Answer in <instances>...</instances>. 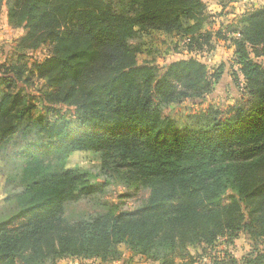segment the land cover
Returning a JSON list of instances; mask_svg holds the SVG:
<instances>
[{
  "label": "trees",
  "instance_id": "trees-1",
  "mask_svg": "<svg viewBox=\"0 0 264 264\" xmlns=\"http://www.w3.org/2000/svg\"><path fill=\"white\" fill-rule=\"evenodd\" d=\"M10 2L7 17L24 31L19 51L48 44L51 55L30 71L11 65L0 73L1 203L18 209L0 224V264L107 262L121 248L148 261L161 249L264 236V67L257 62L264 7L227 32L246 96L220 109L211 129L193 130L166 112L205 100L225 63L209 75L195 57L157 60L168 56V40L186 39L190 52L227 34L230 24L207 29L203 0ZM135 38L149 46L131 44ZM33 79L45 83L38 96L44 115L28 93ZM19 82L24 94L11 91ZM16 135L19 148L9 152ZM88 154L98 160L94 168ZM119 186L148 197L134 210L114 202L66 218V205Z\"/></svg>",
  "mask_w": 264,
  "mask_h": 264
},
{
  "label": "rangeland",
  "instance_id": "rangeland-1",
  "mask_svg": "<svg viewBox=\"0 0 264 264\" xmlns=\"http://www.w3.org/2000/svg\"><path fill=\"white\" fill-rule=\"evenodd\" d=\"M206 4L208 14L211 15V23L207 29L215 32L219 30L220 24L224 27L228 16L243 14L244 12H252L255 9L264 7V0H203ZM11 5L10 0L0 1V73L4 68H9L11 65L22 66L26 71H30L35 62H41L51 55V47L48 44L40 45L35 49L19 51V39L24 33L22 25L11 21L7 17L8 8ZM239 17V15H237ZM226 18V19H225ZM240 19V18H239ZM238 19V20H239ZM222 20H224L222 22ZM226 20V21H225ZM229 21V19H228ZM236 23V22H235ZM235 23H230L227 32H232ZM239 23V21H238ZM237 23V24H238ZM240 23L237 25L239 26ZM227 26V25H225ZM218 38L217 36H215ZM168 56L165 59H158L157 64L162 66L170 61L187 59L195 57L203 62L211 75L222 64L223 75L218 83L212 86V93L199 104L193 101H183L178 105L169 109L166 114L176 118L184 126L193 129L209 130L214 125L216 120L222 119L219 114L220 109H225L235 104L234 97L244 99L246 93L241 87V78H235L233 55L231 43L232 39L228 33L224 36H219L218 40L213 43L210 41L208 46H199L193 44L190 52L187 51L186 39H171L168 40ZM133 45L149 46L148 43L140 38H135L131 41ZM257 62L264 67V59H257ZM3 66V67H2ZM160 74L156 71V76ZM44 82L33 79L28 87V93L33 96V104L39 114H45L38 96L44 86ZM12 92H22L21 82L11 85ZM69 114V112L67 113ZM51 114H49L50 116ZM20 135H16L7 150L15 152L18 144L21 142ZM16 144V145H14ZM84 158V157H81ZM88 167H93L98 164V160L88 154L86 157ZM81 163V165H85ZM3 179L0 176V224L15 216L18 212L14 204H2L3 194ZM130 194V197L118 199V196ZM148 197V193L143 190H135L133 188L116 187L110 194L101 197H96L91 201H80L71 203L65 206V216L69 221L78 218L95 214L104 210L106 205L114 202H122L126 210H134ZM155 260H146L139 256H133L129 251H124L123 248L119 251V258L114 261L102 262L100 260H81V259H63L56 264H160L162 258L167 261H172L170 264H264V236L255 237L249 240L244 234H239L232 242L226 239H220L214 246H197L188 247L186 250L161 249L157 253Z\"/></svg>",
  "mask_w": 264,
  "mask_h": 264
},
{
  "label": "crops",
  "instance_id": "crops-1",
  "mask_svg": "<svg viewBox=\"0 0 264 264\" xmlns=\"http://www.w3.org/2000/svg\"><path fill=\"white\" fill-rule=\"evenodd\" d=\"M241 13H243V14H236V15H230V16H228V17H230V18H227V21H226V23H225V25H228V24H230V23H235V22H237L238 21V19L239 18H241L244 14H246L247 12H245V10H244V12L242 11ZM237 15H239V17H237ZM226 19V18H225ZM228 19H229V21H228ZM224 20H222V22H223ZM225 25H224V27H225ZM219 29H223V26H221V24H220V27H219Z\"/></svg>",
  "mask_w": 264,
  "mask_h": 264
}]
</instances>
